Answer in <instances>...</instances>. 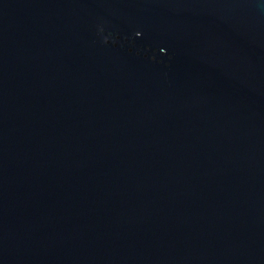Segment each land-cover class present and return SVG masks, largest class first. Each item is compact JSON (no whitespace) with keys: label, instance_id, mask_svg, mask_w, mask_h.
Segmentation results:
<instances>
[{"label":"water","instance_id":"obj_1","mask_svg":"<svg viewBox=\"0 0 264 264\" xmlns=\"http://www.w3.org/2000/svg\"><path fill=\"white\" fill-rule=\"evenodd\" d=\"M0 264H264V0H0Z\"/></svg>","mask_w":264,"mask_h":264}]
</instances>
